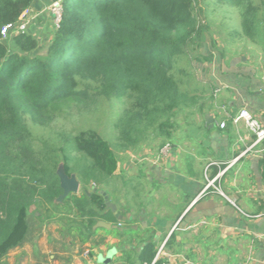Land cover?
Instances as JSON below:
<instances>
[{
	"label": "trees",
	"instance_id": "obj_1",
	"mask_svg": "<svg viewBox=\"0 0 264 264\" xmlns=\"http://www.w3.org/2000/svg\"><path fill=\"white\" fill-rule=\"evenodd\" d=\"M204 0H62L60 26L44 52L28 33L2 38L1 28L16 23L33 0H0V262L27 239L32 208L45 207L46 219L67 225L61 234L71 244L99 246V231L122 239L136 237L130 221H121L105 203L102 185L117 171L119 158L111 142L95 129L80 131L76 149L89 163L78 176L80 193L63 197L58 161H41L26 125L27 116L43 120L51 109L90 90L104 97L129 96L131 102L116 125L124 146L140 147L155 137L171 139L177 113L188 97L170 73L178 56L198 46L202 30L196 7ZM244 34L264 33V0H249L243 13ZM95 84V86L93 85ZM51 119L50 116H47ZM165 144V141L163 142ZM61 167L73 174L62 149ZM264 173V160L262 161ZM91 189H88V187ZM99 220L122 229L94 228ZM125 224V225H124ZM126 224H130L126 226ZM142 240V239H141ZM141 248L119 243L122 260L150 263L153 240ZM161 261L159 262V264Z\"/></svg>",
	"mask_w": 264,
	"mask_h": 264
},
{
	"label": "crops",
	"instance_id": "obj_2",
	"mask_svg": "<svg viewBox=\"0 0 264 264\" xmlns=\"http://www.w3.org/2000/svg\"><path fill=\"white\" fill-rule=\"evenodd\" d=\"M51 2L33 0L30 7L45 10L39 17L43 47L52 36L47 11ZM215 43L202 35L199 45L182 55L190 66L186 80L192 83L178 85L188 99L177 113L171 139L159 137L136 148L140 172L136 180L127 178L135 192L120 194L124 210H119L117 194L107 191L118 218L130 221L138 235L120 239L99 231V246L78 244L83 253L56 252L49 264H130L121 259L119 243L140 249L147 240H153L157 250L164 247L163 262L264 264V139L257 142L245 121L233 120L246 107L264 128V35L248 37L244 46L228 50ZM164 141L172 146L168 156L161 154ZM29 248L33 246L24 242L10 251L15 264L31 260ZM111 249L116 250L112 260L100 261ZM86 250L93 255L86 257ZM132 261L141 264L135 253Z\"/></svg>",
	"mask_w": 264,
	"mask_h": 264
},
{
	"label": "rangeland",
	"instance_id": "obj_3",
	"mask_svg": "<svg viewBox=\"0 0 264 264\" xmlns=\"http://www.w3.org/2000/svg\"><path fill=\"white\" fill-rule=\"evenodd\" d=\"M248 2L249 0H204L199 3L196 7V15L201 25L202 35L215 40L216 46L223 43L226 50L239 48V45L244 46L248 37L243 32L242 19ZM46 33L49 34V32ZM263 35V29H260L257 39ZM38 51L44 52V47L41 46ZM189 67L186 57L181 55L177 57V62L170 73L178 79V83H192V79L186 80L185 72ZM93 85L95 86L94 83ZM89 93V97H77L51 109L50 113H47L51 119L46 116L43 120H34L31 116H27L26 125L32 134L31 139L38 158L43 162L58 161L60 163L58 170L60 181L67 179L77 181L79 184L77 193L82 191L78 173L81 167L88 164L89 161L83 153L76 149L73 138L80 131L88 129H95L106 137L116 150L122 170L116 171L115 174L108 177L102 188L106 192L117 194L114 198L119 202V210L122 211L125 206L120 201V194L125 191H130L131 194L135 192V189H129L130 185L126 184L127 178L131 176L136 180L140 172V166L136 164L139 152L132 146L125 147L123 145L125 139L122 138L123 134L120 133V129L116 127L131 99L129 96L108 98L97 94L95 90H90ZM149 131L151 139L148 143L151 144L159 137H155L151 129ZM62 149H65V154L71 158L70 166L73 167V174L63 172L61 167L63 163ZM126 163L128 165H125L124 168L122 165ZM88 189L91 187L89 186ZM45 211V207L39 209L34 207L29 213L30 230L25 242H28L33 248L32 250L28 249L31 260H28L26 264H49L51 254H57L56 252L66 249L75 251L78 249L79 253H83V250L77 246L78 244H74V247L71 245V236L59 232L61 228L64 233L67 231L65 220L60 224L53 220H47ZM31 251L33 252L31 253ZM14 257L15 254L10 253L5 261L8 264H15Z\"/></svg>",
	"mask_w": 264,
	"mask_h": 264
},
{
	"label": "built area",
	"instance_id": "obj_4",
	"mask_svg": "<svg viewBox=\"0 0 264 264\" xmlns=\"http://www.w3.org/2000/svg\"><path fill=\"white\" fill-rule=\"evenodd\" d=\"M42 11H34L31 8H28L24 10L21 15L19 16V19L16 23L12 24H6L1 28V35L2 38L11 37L18 33H28L32 34L36 38H40L42 36V30L44 27H42V24L39 23V17L41 16ZM47 11L50 13V29L51 32L55 31L59 28L60 22L62 19V13H63V6H62V0H52L50 5L47 8ZM234 122H239L241 120L245 121V123L249 126V128L255 132L257 138L256 141L260 142L264 139V128L261 127L258 123V121L253 117L251 111L244 107L240 109L238 114L233 118ZM220 126L224 128L226 126L225 122H221ZM171 144L169 142L165 143L161 148V154L162 156H168L171 151ZM261 216V215H256ZM164 247L161 246L154 257V259L150 263H144V264H159L161 261V256L163 254ZM85 256H90V251H85ZM160 264H173L170 261H161Z\"/></svg>",
	"mask_w": 264,
	"mask_h": 264
},
{
	"label": "water",
	"instance_id": "obj_5",
	"mask_svg": "<svg viewBox=\"0 0 264 264\" xmlns=\"http://www.w3.org/2000/svg\"><path fill=\"white\" fill-rule=\"evenodd\" d=\"M61 187L63 188L64 193L59 198V200H61L63 197L67 196L70 193H77L78 189H79V184H78L77 181L67 179V180L61 182ZM102 194L104 195L106 205L109 208H111L114 212H116L117 211V205L110 200L107 192L103 190ZM97 227H103L105 229H112V228H117L118 227L119 229H122L121 226L112 225L111 223L106 222L104 220H99L97 222V224L94 226V228H97ZM115 253H116V250L115 249H111L108 252L107 256L104 257V258H101L100 261H102L103 263H109L112 260L113 255Z\"/></svg>",
	"mask_w": 264,
	"mask_h": 264
}]
</instances>
